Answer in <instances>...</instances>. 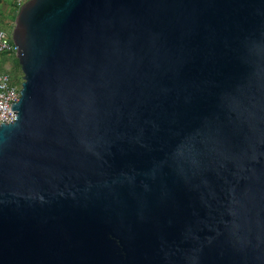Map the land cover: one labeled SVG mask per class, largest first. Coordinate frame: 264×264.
<instances>
[{
    "label": "water",
    "instance_id": "obj_1",
    "mask_svg": "<svg viewBox=\"0 0 264 264\" xmlns=\"http://www.w3.org/2000/svg\"><path fill=\"white\" fill-rule=\"evenodd\" d=\"M0 125V264H264V0H29Z\"/></svg>",
    "mask_w": 264,
    "mask_h": 264
},
{
    "label": "built area",
    "instance_id": "obj_2",
    "mask_svg": "<svg viewBox=\"0 0 264 264\" xmlns=\"http://www.w3.org/2000/svg\"><path fill=\"white\" fill-rule=\"evenodd\" d=\"M29 0H12L20 9ZM18 49L13 42L12 36L8 35L0 28V56L15 54ZM22 84L15 83L8 72L0 71V125L9 124L16 121V114L11 110L13 103H17L21 98Z\"/></svg>",
    "mask_w": 264,
    "mask_h": 264
},
{
    "label": "rangeland",
    "instance_id": "obj_3",
    "mask_svg": "<svg viewBox=\"0 0 264 264\" xmlns=\"http://www.w3.org/2000/svg\"><path fill=\"white\" fill-rule=\"evenodd\" d=\"M20 8L12 0H0V28L12 36ZM0 71L8 72L15 83L22 84L24 74L15 54L0 56Z\"/></svg>",
    "mask_w": 264,
    "mask_h": 264
}]
</instances>
